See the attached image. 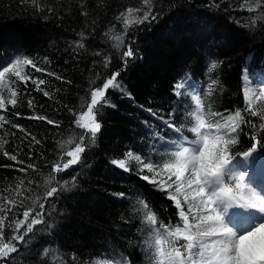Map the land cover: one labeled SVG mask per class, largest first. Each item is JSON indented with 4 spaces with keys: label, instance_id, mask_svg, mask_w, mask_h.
I'll return each instance as SVG.
<instances>
[{
    "label": "trees",
    "instance_id": "trees-1",
    "mask_svg": "<svg viewBox=\"0 0 264 264\" xmlns=\"http://www.w3.org/2000/svg\"><path fill=\"white\" fill-rule=\"evenodd\" d=\"M37 2L43 11L31 0H0V65L13 56L30 58L42 71L25 66V73L45 80L41 90L30 81L27 89L17 82L14 86L23 93L18 95L17 105H8L7 111L0 113L9 121L0 128V142L6 141L0 149V203L5 196L20 200L14 193L21 177H25V186L28 179L39 180L41 187L33 184V194L42 197L43 180L52 163L74 148L85 132L75 121L87 110L91 91L114 73H119L116 82L120 87L106 93L108 105L97 114L102 127L95 143L89 145L85 138L81 164L89 165L88 171L84 173L78 164L57 174V181H66L69 190L47 201L44 220L50 227L37 225L31 239L26 236L27 243L18 245L20 251L13 256L21 252L19 257L8 264H96L117 254L127 257L130 264H149L144 249L148 225L141 222L137 194L146 198L158 222L175 225L179 217L167 192L141 178L152 174L137 171L134 157L155 162L170 146L166 142L175 133L167 123L181 125L192 105L174 93L175 84L186 77L196 81L201 92L217 80L211 97L215 109L226 115L241 109L245 119L256 125H241L238 143L230 148L232 155L249 150L255 143L253 136L264 145L261 121L243 112L242 93L243 69L247 68L251 77L254 71L264 69V20L253 22L264 15V7L250 13L240 7L242 0H153L156 19L132 24L125 31L123 20L117 17L128 8L144 7L142 0ZM116 35L123 36V46H116L112 39ZM79 43L84 47H78ZM129 45L134 58L125 65L123 51ZM106 58L110 61L107 65ZM212 63L217 67L209 71ZM8 79L15 77L9 75ZM4 95L7 97L6 91ZM184 134L193 138L190 132ZM69 139L75 142L69 145ZM260 148L264 152V147ZM4 151L24 163L10 160ZM119 160L125 162L127 171L113 166L112 162ZM30 163L37 166L38 173L18 171ZM23 210L16 207L8 214L6 242L12 233L9 221L22 218ZM47 246L51 250L45 256Z\"/></svg>",
    "mask_w": 264,
    "mask_h": 264
},
{
    "label": "snow or ice",
    "instance_id": "snow-or-ice-1",
    "mask_svg": "<svg viewBox=\"0 0 264 264\" xmlns=\"http://www.w3.org/2000/svg\"><path fill=\"white\" fill-rule=\"evenodd\" d=\"M142 2L144 7L128 8L117 17L118 20H123L125 31L132 24L150 22V18L156 19L152 10L153 0ZM31 4L36 6L37 10H44L37 0H31ZM240 7L250 13L259 12L264 7V0H242ZM48 11L52 9L49 8ZM135 13L141 15L134 16ZM255 19L264 20V15L255 17L253 22ZM81 35L83 36V33ZM112 39L117 41V47L123 46V36L116 35ZM78 47L83 48L84 44L79 43ZM129 58H134L130 45L123 51L125 65ZM109 62L106 58L105 65ZM25 66H31L36 72L42 71L30 58L13 56L0 65V113L6 112L8 105H17L18 95L23 94L14 86L17 82L27 89L30 81L37 90H41L40 85L45 84V80L34 78L30 73L26 74ZM216 67V63H212L209 71H214ZM9 75L15 77V80L8 79ZM118 75L119 73H114L102 86L91 91L87 112L79 115L75 121L77 127L85 132L80 134L78 142L69 139L66 143L71 145L75 142V147L64 151L59 160L52 163L48 176L43 180V196L33 194V184L41 187L39 180L28 179L25 186V177H21L14 193L20 200L6 196L3 198V203H0V261L8 264L10 259H16L13 254L20 251L18 245L27 243L26 236L31 239L30 234H34L37 225L50 227L44 220L47 201L58 192L69 190L66 181H57V174L81 164L82 154L87 147L84 143L86 137L89 145L95 143L102 127L97 120V114L108 105L105 99L107 91L120 87L116 82ZM251 79H256L260 87L253 86ZM217 84L218 81L213 79L211 84L207 85L206 91L201 92L194 83H189L187 77L178 82L175 85L176 95L184 96L192 105L186 109L181 125L167 123V127L172 128L175 133L174 137L166 142L170 146L166 148L162 158L155 162L139 155L134 157L139 164L137 171L142 173L146 170L152 174L151 178L148 175L141 178L155 185L157 190L167 192V199L174 202L179 217V222L175 225L171 222L165 224L162 220L158 222V216L146 202V198L137 194L141 203V222L148 225L144 249L149 264H264V180L257 182L254 176L249 175L253 169L264 166V156L257 152L258 147L264 145L253 136L255 143L249 150L238 153L240 159L231 154L230 148L238 143L241 125L252 124V121L245 119L241 109L228 112L227 115L215 109L211 97L216 92ZM5 91L7 97L4 95ZM242 92L245 99L243 112L259 117V129L264 130V69L254 71L251 78L247 70L244 71ZM44 95L48 96L49 93L45 91ZM28 104L31 106L32 101L29 100ZM32 118L47 119L43 116ZM47 122L54 123L51 120ZM7 123L9 121L5 115L0 114V128ZM252 126L256 127L255 124ZM185 131L190 132L193 138L189 139L184 134ZM33 140L35 141L34 137ZM4 143L6 141L0 142V149ZM254 153L257 155L254 156ZM3 154L10 160L24 163L18 161L15 154H9L7 151ZM64 156L69 159L64 160ZM128 156L131 157L132 154L128 153ZM112 163L125 171L128 170L123 160ZM82 168L81 164L80 170ZM29 169L38 173L37 166L31 163L18 171L27 174ZM74 171L78 173L79 170ZM74 181L75 176L72 187L76 186ZM25 202H29L27 206ZM16 207L24 209L19 214L22 218L14 217L9 221L8 227L12 233L6 242L5 221ZM47 254L48 249H45L43 255ZM96 264L101 262L96 261ZM103 264H130V260L123 254H117L106 259Z\"/></svg>",
    "mask_w": 264,
    "mask_h": 264
},
{
    "label": "rangeland",
    "instance_id": "rangeland-1",
    "mask_svg": "<svg viewBox=\"0 0 264 264\" xmlns=\"http://www.w3.org/2000/svg\"><path fill=\"white\" fill-rule=\"evenodd\" d=\"M251 58V57H250ZM248 61V60H247ZM245 71V70H244ZM244 71H243V74H244ZM248 73V72H247ZM248 76L251 78V76H250V74L248 73ZM181 82V81H180ZM251 84L253 85V86H255V87H260L259 85H257V80L256 79H251ZM175 94H176V89H175ZM87 112V110L85 111V112H83V114H85ZM257 152L260 154V155H262V156H264V153L262 152V149L260 148V147H258V150H257ZM254 156L255 155H257V153H254L253 154ZM241 158V157H240ZM239 158V159H240ZM113 166H115L116 168H118V169H121V168H119L116 164H114ZM84 168V173H86L87 171H88V169H89V165H86L85 167H83ZM259 169H253V172H257ZM252 174V172H250L249 173V175H251ZM150 178H151V175H148ZM259 179V178H258ZM173 202V201H172ZM173 204H174V202H173ZM23 228L21 229V232H23ZM44 230H48V229H44ZM49 231H47V232H45L44 234H46V233H48ZM51 236V233L48 235V237H50ZM46 249H48V251H50L51 249L49 248V246H47V248ZM19 254H21V252L19 253ZM19 254H17V255H14L15 257H19ZM16 258V259H17ZM13 260V259H12ZM103 262L104 261H102L101 262V264H103ZM0 264H5V262H3V261H0ZM10 264V263H9Z\"/></svg>",
    "mask_w": 264,
    "mask_h": 264
},
{
    "label": "bare ground",
    "instance_id": "bare-ground-1",
    "mask_svg": "<svg viewBox=\"0 0 264 264\" xmlns=\"http://www.w3.org/2000/svg\"><path fill=\"white\" fill-rule=\"evenodd\" d=\"M259 174H261V172L264 173V166L260 167L259 170H258Z\"/></svg>",
    "mask_w": 264,
    "mask_h": 264
},
{
    "label": "water",
    "instance_id": "water-1",
    "mask_svg": "<svg viewBox=\"0 0 264 264\" xmlns=\"http://www.w3.org/2000/svg\"><path fill=\"white\" fill-rule=\"evenodd\" d=\"M250 57H248V60H249Z\"/></svg>",
    "mask_w": 264,
    "mask_h": 264
}]
</instances>
